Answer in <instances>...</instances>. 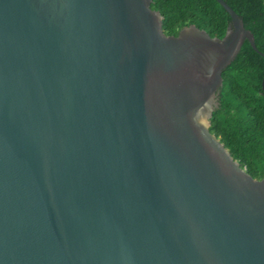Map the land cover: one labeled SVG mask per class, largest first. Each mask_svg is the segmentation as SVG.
<instances>
[{
  "label": "water",
  "instance_id": "95a60500",
  "mask_svg": "<svg viewBox=\"0 0 264 264\" xmlns=\"http://www.w3.org/2000/svg\"><path fill=\"white\" fill-rule=\"evenodd\" d=\"M162 31L151 0H0V264H264V177L213 134L253 34Z\"/></svg>",
  "mask_w": 264,
  "mask_h": 264
},
{
  "label": "trees",
  "instance_id": "16d2710c",
  "mask_svg": "<svg viewBox=\"0 0 264 264\" xmlns=\"http://www.w3.org/2000/svg\"><path fill=\"white\" fill-rule=\"evenodd\" d=\"M254 37L259 55L245 41L222 73L218 106L210 119L213 134L254 179L264 177V0H223ZM162 16V31L177 36L190 25L221 39L230 22L216 0H151Z\"/></svg>",
  "mask_w": 264,
  "mask_h": 264
}]
</instances>
